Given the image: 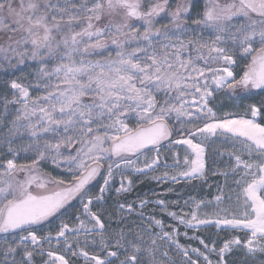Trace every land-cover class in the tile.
<instances>
[{
	"label": "snow or ice",
	"instance_id": "1",
	"mask_svg": "<svg viewBox=\"0 0 264 264\" xmlns=\"http://www.w3.org/2000/svg\"><path fill=\"white\" fill-rule=\"evenodd\" d=\"M197 5L198 0H0V33L6 36L0 43V68L14 75L27 62L36 66L29 84L19 78L5 81L11 98L5 94L0 101L5 117L16 106L0 138V249L5 257L0 264H9V256L11 264H18L20 251L19 264H34V254L47 256L43 264H71L65 255L44 249L53 239L57 244L62 240L63 251L85 264H142V251L151 264H163L155 259L158 239L175 245L183 264H200L201 259L214 264L213 256L218 257L215 264H228L227 254L241 247L247 255L264 253V124L255 119L264 116V103L248 106L252 118L217 119L209 107L218 90L264 91V0H203L194 18ZM218 136L240 146L239 154H229L234 159L230 172L238 176L235 211L220 209L211 214L215 220L200 219L204 202L193 200L189 219L168 211L163 200L156 204L186 228L214 223L241 231L243 237L225 239L218 248L216 241L193 237L203 250L189 251L174 239L177 230L164 231L155 216L140 213L149 223L132 234L120 227L123 219L109 231L104 213L92 210L105 201L117 174L119 195L130 190L129 175L160 167L165 147L171 151L185 145L190 152L183 169L154 179L203 177L204 145ZM26 137L27 145L17 147L16 141ZM21 151L34 158L17 163ZM174 158L171 167L180 169L178 154ZM48 162L62 168L64 178L45 173L41 165ZM98 177L103 182L94 193ZM75 200L82 212L71 217L78 221L73 227L61 216ZM222 200V195L215 197L217 204ZM146 203L142 200L141 207ZM125 209L131 213L134 205H118L119 212ZM56 219L54 236L51 228L39 234ZM154 228L160 232L152 235L151 247L143 248L142 233L152 234ZM88 245L95 248L93 254L85 250ZM169 264L176 261L169 259Z\"/></svg>",
	"mask_w": 264,
	"mask_h": 264
},
{
	"label": "rangeland",
	"instance_id": "2",
	"mask_svg": "<svg viewBox=\"0 0 264 264\" xmlns=\"http://www.w3.org/2000/svg\"><path fill=\"white\" fill-rule=\"evenodd\" d=\"M75 3H80V0H73ZM203 7V0H198V5L196 8L193 9L192 15L195 18L197 11L202 9ZM108 18H105L104 21H102L101 26L103 23H107ZM166 21H161L162 23H165ZM159 26V25H158ZM77 30H79L77 28ZM2 33H0V43H3L4 37L1 36ZM114 54V53H113ZM90 59H101L102 57L99 56H92L89 57ZM56 62L53 61L49 65L54 66ZM36 66L32 64V62H27L26 65L20 66L19 70H16L14 72V75H9L3 71L2 68H0V101H2L3 96L5 94L8 95L9 98H11V92H6L5 89V81L12 79V78H19L22 83L29 84L30 77L29 74L35 72ZM227 90H221V91H216L213 97L210 99V107L217 113V117L221 118L223 116H229V115H224L225 113L228 112H234L236 108L239 107L240 103H242V106H245V103L251 104L248 102V99H256L254 95L247 94L248 96L244 97H239V98H234L230 92H228V95L225 94ZM38 92H33L32 95H38ZM257 100L260 101V98L258 97ZM15 107L12 106L9 109V114L5 117L3 115L4 109L2 106V103H0V138H2L4 135L7 134V130L9 127V121H11L15 115ZM240 107V109H241ZM223 114V115H222ZM181 126L179 124L176 125V128L179 129ZM187 128L193 127L192 124L185 125ZM180 136L176 135L173 138H178ZM29 138H25L23 141L17 140L16 141V146L19 147L20 149H23L27 143H28ZM207 145V150H206V170L205 174L203 177L200 179H197L195 181L197 182H206L208 184L209 188L205 190H197L198 188L196 187H184L182 185H186L188 182H195V181H179L176 183H171L168 181H158L154 179L153 177H162L163 173L167 171L169 173V176L172 175V173L169 171V168H165L164 164L166 163L167 165H174L175 164V158L174 154H178L179 159L181 161V167L183 166V159L185 156L186 151L181 149V148H173L171 151L165 147L164 149L161 150V166L157 168L155 171L149 174L145 175H135L131 174L129 175V179H131L132 184L130 186V190L134 188L136 184H139L141 181L148 180L149 182H162V183H167L170 186L169 187H164L161 190H158L161 195L166 197V206H169L170 209L169 211L176 212L178 215H187L188 218L191 217V212L193 211V200L196 201L198 198H204L207 199L206 203H204L201 208L199 209V218L200 219H207V218H216L214 215H211L212 213L219 211L220 209H228L229 212H234L235 211V189L238 191L234 181L235 179L238 178V176H233L232 173L230 172V168L234 164V161L232 158H230V153H236V150L240 147L238 144L234 145V142L232 140L226 139L225 137H216L213 140H209L205 143ZM4 149H0V151H3ZM30 158H34V153L28 152L25 153L23 151L20 152V158L17 161V163H27L30 162ZM245 159H247V156H244ZM170 159H173V161H169ZM141 160H143V157H141ZM42 170L45 173H48L52 176H56L59 178H64V171L63 169H57L53 165H51L50 162L42 164L41 165ZM226 172L228 173L227 176L221 175L220 173ZM215 173V174H214ZM128 173H126L127 175ZM139 180V181H138ZM103 182L102 177H98L97 181L93 182L92 185V191L98 192V185ZM121 182V176L117 174L114 177V180L112 182V186L110 190L105 193V201L101 203H95L92 206L93 211L97 212H103L104 213V219L106 220L107 224H111L113 222H116L120 219H123V224L120 225V227L125 228L126 230L130 229L132 234H135L140 228L142 227H147L148 221L147 219H141L140 213H143V216L146 218L148 216H153L152 214H146L145 209L153 211V207L150 206H155L162 211L161 206L156 204L157 200L161 199H146L147 203L141 207L140 202H137L134 205V209L131 213H129L127 210H124L123 212L120 213H114L111 212L109 207H106V205L109 203L108 200L114 198V196H120L124 195L127 192H122L119 195H117L115 189L120 186ZM127 184V182H125ZM222 189V192H221ZM129 190V191H130ZM149 190V189H148ZM151 192L153 190H150ZM217 195H222L223 200L219 204L215 201V197ZM229 197H232L231 200H229ZM188 202L187 204L185 202ZM105 202H108L105 204ZM210 202V205H208ZM113 207L117 208L118 210V203L117 204H112ZM126 205V204H125ZM80 210L82 212V207L79 204L78 200H75L71 202V206L68 208L67 212L62 213L61 218L65 219L66 222L70 224V226L75 227V225L78 223V221L73 220L71 217H74L78 214L77 210ZM155 210V209H154ZM157 210H155V213ZM166 214L165 212H163ZM111 214V215H110ZM221 216L228 215L226 212H221ZM167 217L168 221H162L163 226H164V231L171 232L173 229L177 230V234L174 236V239L181 245L187 246L189 248V251L191 248H201L203 250L202 245L199 244L198 239H194L193 237H199L203 238L209 243L212 241H216L219 246L223 243L221 242V238L223 236L228 237V239L234 237V236H240L243 237L244 233L242 232H231V231H225L226 234L224 235H219L218 237V232L216 231L214 227H211L212 231H208L203 233V236H198L196 233H188L186 232L187 228L183 227L179 223L175 222L172 218L169 216ZM81 218H84L83 216ZM60 223V219L53 220L51 225L45 224L42 228L39 229V234L40 235H46L49 231V228H51L53 235L55 234L56 231V226ZM117 228V225H115L114 229ZM160 232L159 228H154L152 230V234H149L148 232L142 233L143 235V248H148L151 247V239L152 235L155 233ZM193 232H195L193 230ZM231 237H230V234ZM187 233V235H185ZM162 235V233H161ZM75 238L76 234H69V240L73 243L74 249H75ZM80 247L85 248V242H84V237L80 236ZM217 246V248L219 247ZM31 247V246H30ZM43 247L45 250H53L56 252H60L61 254L65 255L67 259L71 261V264H85L84 261H82L79 257H73L71 251L64 252V245L63 241L61 243L57 244L56 241L49 243H44ZM156 248L158 249L155 253V259L162 261L163 264H169V259L175 260L176 264H183V261L181 260L184 257L177 251L174 245H171L170 242H167L165 240H160L158 239L156 241ZM235 249V248H234ZM90 254H93L95 252V248L91 245H88L86 249ZM39 249H37V252ZM167 251L169 253L168 257H164L163 253ZM22 251L18 252L15 255V259L17 260L18 264L19 261L22 259ZM181 259H180V257ZM141 257L147 259L150 263L152 258L147 254V252H143L141 254ZM192 258L196 259L195 254H192ZM5 257L3 256L2 249H0V261H3ZM121 259H123V256H121ZM213 262L215 264V261L218 259V257L213 256L212 257ZM9 264H11L12 257L9 256L7 258ZM44 260H46V256H40L38 254H34V264H40ZM227 261L228 264H264V253H256L254 256L247 255L246 250L243 249L242 247L239 249H235L234 252H230L227 254ZM118 264V262H117ZM200 264H204L203 260H200Z\"/></svg>",
	"mask_w": 264,
	"mask_h": 264
},
{
	"label": "trees",
	"instance_id": "3",
	"mask_svg": "<svg viewBox=\"0 0 264 264\" xmlns=\"http://www.w3.org/2000/svg\"><path fill=\"white\" fill-rule=\"evenodd\" d=\"M1 36H3L4 39H6L5 34L2 33ZM169 186L170 185L167 184V183H162V182H155L154 183V182H149L148 180H144V181H141L139 184H136L132 190L128 191L124 195L114 196V198L110 199V201L108 200L109 203L105 202V204L108 203L106 205V207H109L111 212L120 213L117 210V208L113 207L112 204H117V203L121 204V203H123V204H126V205L127 204L135 205L137 202H141L142 200H146V199H161V200L165 201V203H166V197L161 195L158 190H161L162 188L169 187ZM182 186H184L186 188H188V187H196V188H198L197 190H202V191L207 189V188H209V186H208V184H206V182L202 183V182H197V181L190 182V183L188 182L186 185H182ZM150 190H153V191L151 192ZM199 201H203L204 203H206L207 199H204V198L196 199V202H199ZM208 205H210V202H209ZM150 207H153V211L145 209V213L146 214H152L157 219H160L163 222L164 221H166V222L168 221L167 217H165L166 214L163 213L164 211H160V209L158 207H155V206H150ZM154 209L157 210L156 213H155ZM167 209L169 211L170 207L167 206ZM105 222H106V220H105ZM106 224H107V222H106ZM115 225H117L116 222H113V223L109 224L108 225L109 226L108 230L112 231L114 229ZM208 231L211 232L212 229L205 228V229H201V230H196L195 232H193V230H190V229L186 230V232H188V233H196L198 236H203V233L208 232ZM224 234H226L225 231H219L217 235H218V237H220L219 235H224ZM228 237L223 236L220 241L223 242L225 239H228ZM230 237H231V234H230ZM217 246H219V244H217ZM234 250L235 249H233V251H231V253L234 252ZM179 257H180V255H179ZM140 258H141L142 264H151L147 259H145L143 257H140ZM180 259H181V257H180ZM181 260L184 261L183 258Z\"/></svg>",
	"mask_w": 264,
	"mask_h": 264
},
{
	"label": "bare ground",
	"instance_id": "4",
	"mask_svg": "<svg viewBox=\"0 0 264 264\" xmlns=\"http://www.w3.org/2000/svg\"><path fill=\"white\" fill-rule=\"evenodd\" d=\"M218 91H221V90H218ZM216 93V92H215ZM214 93V94H215ZM211 99V98H210ZM209 107H210V103H209ZM214 111V110H213ZM215 112V111H214ZM215 114H216V118L217 119H224V118H239V117H245V118H252L251 117V113L249 114V115H245V114H232V115H229V116H223V117H217V113L215 112ZM256 121L258 122V123H260L259 122V116H257L256 118ZM181 137H178V138H174V139H180ZM216 137H213V138H210V140H213V139H215ZM194 142H196V141H194ZM205 146V145H204ZM174 147H176V148H181V149H183V150H185V151H188V152H190V150H187V147L185 146V145H178V146H174ZM205 149H206V147H205ZM233 161H234V159H232ZM183 162V161H182ZM170 167H168L169 169H172L173 167H171V166H173V165H169ZM159 168V167H158ZM157 169V168H156ZM155 169V170H156ZM154 170V171H155ZM153 171H150V172H147V174H149V173H152ZM132 174H135V175H141V174H139V173H132ZM201 177H196V178H179L178 177V180L177 181H172L170 178L169 179H164V178H162V179H160V180H158V181H168V182H171V183H176V182H179V181H192V180H197V179H200ZM125 210H127V209H125ZM207 219H212V220H215V218H207ZM174 220V219H173ZM175 222H177V223H179L177 220H174ZM180 224V223H179ZM180 225H182V224H180ZM184 226V225H183ZM185 227V226H184ZM204 227H214L215 228V230L216 231H223V230H225V231H231V232H241V231H236V230H227V229H225V226H223V225H221V227L220 228H217L216 226H215V224L213 223V224H211V225H200V226H197V227H195V228H187V229H192V230H199V229H202V228H204ZM186 228V227H185ZM243 233V232H242ZM72 234H74V233H72ZM54 236V235H53ZM53 241H56L55 239H53ZM62 241V240H61ZM175 246V245H174ZM47 251V250H46ZM53 251V250H52ZM56 252V251H55ZM57 253H60V252H57ZM61 254V253H60ZM46 256V255H45ZM82 261H84V259L82 258V257H79ZM46 259H48L47 258V256H46ZM85 262V261H84ZM40 264H43V262L42 263H40Z\"/></svg>",
	"mask_w": 264,
	"mask_h": 264
},
{
	"label": "flooded vegetation",
	"instance_id": "5",
	"mask_svg": "<svg viewBox=\"0 0 264 264\" xmlns=\"http://www.w3.org/2000/svg\"><path fill=\"white\" fill-rule=\"evenodd\" d=\"M225 94L228 95V91H226ZM230 94L234 98L244 97V96H248L247 94H251V95H254V97L256 99L255 100L254 99H250V100L248 99L249 103H251V104L255 103V104H257V106H261V104L264 103V91H262L260 89L252 90L251 93H245L242 89H237L235 92H230ZM258 97L260 98V101L257 100ZM241 105H243V104L240 103L239 107L236 108V110L234 112H228V113H225L224 115H229V114H245V115H249L250 111L248 110V106L250 104L245 103V106H242V107H241ZM240 107H241V109H240ZM259 121L264 124V116H259ZM174 136H176V135H174ZM169 161H173V159H170ZM181 169H183V167H181V166H180V169H176L175 167H173L169 171L172 173V175H174V174H176L177 171H179Z\"/></svg>",
	"mask_w": 264,
	"mask_h": 264
},
{
	"label": "water",
	"instance_id": "6",
	"mask_svg": "<svg viewBox=\"0 0 264 264\" xmlns=\"http://www.w3.org/2000/svg\"><path fill=\"white\" fill-rule=\"evenodd\" d=\"M261 123V122H260ZM205 147H206V150H207V145H205ZM207 166V165H206Z\"/></svg>",
	"mask_w": 264,
	"mask_h": 264
}]
</instances>
